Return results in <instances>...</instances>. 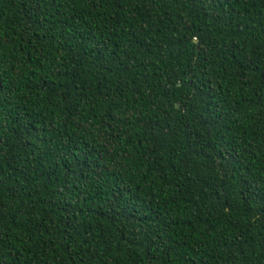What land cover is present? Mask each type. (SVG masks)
I'll use <instances>...</instances> for the list:
<instances>
[{"label":"trees","instance_id":"trees-1","mask_svg":"<svg viewBox=\"0 0 264 264\" xmlns=\"http://www.w3.org/2000/svg\"><path fill=\"white\" fill-rule=\"evenodd\" d=\"M0 264H264V0H0Z\"/></svg>","mask_w":264,"mask_h":264}]
</instances>
